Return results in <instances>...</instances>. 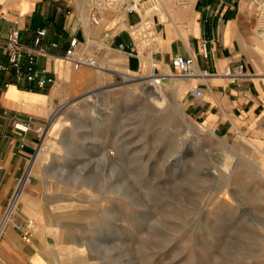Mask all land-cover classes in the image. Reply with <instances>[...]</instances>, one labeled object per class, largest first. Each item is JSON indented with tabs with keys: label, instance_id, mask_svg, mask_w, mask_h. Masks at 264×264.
I'll return each instance as SVG.
<instances>
[{
	"label": "rangeland",
	"instance_id": "obj_1",
	"mask_svg": "<svg viewBox=\"0 0 264 264\" xmlns=\"http://www.w3.org/2000/svg\"><path fill=\"white\" fill-rule=\"evenodd\" d=\"M154 69L53 110L21 178L31 166L23 193L40 211L18 201L5 220L10 197L0 240H21L16 225L31 218L49 264H264L263 152L205 128L186 80Z\"/></svg>",
	"mask_w": 264,
	"mask_h": 264
},
{
	"label": "crops",
	"instance_id": "obj_2",
	"mask_svg": "<svg viewBox=\"0 0 264 264\" xmlns=\"http://www.w3.org/2000/svg\"><path fill=\"white\" fill-rule=\"evenodd\" d=\"M141 1L0 0V63L6 61L4 40L15 18L23 42L30 43L35 30L45 28L43 44L55 56L37 59L55 78L43 88L15 82L9 72L0 70V212L26 172L36 145L35 133L14 130L11 117L42 124L63 100L112 76L153 72L152 63L159 75L167 76L174 70L170 59L175 54L193 55L197 66L212 73L206 78H184L191 96L188 112L214 133H242L247 143L256 142L257 151L264 154V42L257 30L260 0H152L161 5L163 14L144 13ZM132 3L137 11L128 10ZM91 14L97 23L91 21ZM71 37L77 39V51L95 58L101 70L74 68L60 57ZM205 39L208 57L203 59L199 53ZM238 64L244 66L245 76L224 75L226 66ZM193 87L202 91L200 98L192 95ZM30 242L0 240V264H24L34 257L49 264L43 246Z\"/></svg>",
	"mask_w": 264,
	"mask_h": 264
},
{
	"label": "built area",
	"instance_id": "obj_3",
	"mask_svg": "<svg viewBox=\"0 0 264 264\" xmlns=\"http://www.w3.org/2000/svg\"><path fill=\"white\" fill-rule=\"evenodd\" d=\"M127 8L129 11H137V7L134 3L128 5ZM90 19L93 23L98 22L94 14H91ZM257 30L264 42V0H260L259 4ZM46 32L47 31L45 28H38L35 30L30 43L23 42L20 38L19 19H13L12 25L8 30L7 38L4 40L6 61L0 63V70L9 72L13 76L15 82H22L28 85L32 84L39 88L53 84L55 81L54 76L48 71V69L45 67H40L37 64V59L40 56H51L52 58L55 57L54 54L47 51L46 46L43 44V39L46 35ZM50 44L52 46H56L55 42H51ZM207 44L208 40L206 39L202 40L200 43L199 54L203 59L208 57ZM77 45L78 42L76 37H71L64 54L60 57L69 62L74 68L88 66L101 70V64H99L92 56L85 53H79L76 48ZM170 63L175 70V74L182 78H206L212 74L208 68H200L197 66L195 57L193 55L183 56L180 54H175L171 57ZM153 65L156 66L155 63H153ZM223 73L225 76L230 78L245 76L244 66L242 64H238L234 67L226 66L223 70ZM6 84H8V82ZM191 93L196 98H200L202 96V91L197 87H193ZM4 113L7 114L6 111H4ZM11 126L14 130L20 133L34 132L41 134L44 130L42 124H34L30 120H22L16 117H11ZM18 188L14 192L13 197L18 191ZM16 229L18 230L19 237L22 242H30L34 229L33 219L28 218L23 222L18 223L16 225ZM24 264L34 263L28 260Z\"/></svg>",
	"mask_w": 264,
	"mask_h": 264
},
{
	"label": "bare ground",
	"instance_id": "obj_4",
	"mask_svg": "<svg viewBox=\"0 0 264 264\" xmlns=\"http://www.w3.org/2000/svg\"><path fill=\"white\" fill-rule=\"evenodd\" d=\"M134 4H136V3H134ZM153 6V1L152 0H142L141 1V7L143 8V12L144 13H146V12H150V11H152L151 10V7ZM155 9H157L161 14H163V11H162V9H161V5L157 2V7H155ZM139 32V31H138ZM138 34V33H137ZM124 77V76H123ZM136 78L135 77H132V78H125L124 77V80H135ZM154 79V82L152 83V87H153V89H152V94H157L158 92H157V90L159 89V86H158V81H159V77H155V78H153ZM183 86V85H182ZM182 86L179 88V91L181 90V88H182ZM156 92V93H155ZM159 97V96H158ZM152 99H155V97L154 98H152ZM152 99H150L149 101L150 102H153V104L156 106V107H158V105L156 104V102L155 101H153ZM181 115V114H180ZM240 143H246L249 147H250V144L251 143H247L246 141H245V139H242V138H240V139H237ZM252 157V156H251ZM30 170H31V166L29 167V169H28V171H27V173H26V175H25V177H24V179L21 181V183H20V185H19V189H18V191H17V193L14 195V197H13V199L11 200V203H10V205H9V207H8V209H7V213H6V216H5V220H8L9 219V217H10V214H11V212H12V209H13V207H14V205H15V203L16 202H18V201H22L24 204H25V206H27V208H33L37 213L40 211V205H39V203L37 202V201H34V200H27V198L25 197V195H24V193H23V186H24V184L26 183V181L28 180V178H29V173H30ZM10 221V220H9ZM7 222V221H6ZM6 222L4 223V221L1 223V225H0V232H1V230L4 228V226L3 227H1L2 226V224H6ZM44 232H42L39 236L41 237V238H43V236H44ZM54 239H55V241H57V242H59L61 239H62V236H61V232L59 231V229H57V230H55L54 231ZM46 251L49 253V249L48 248H46ZM33 263L34 264H47L42 258H38V257H34L33 258ZM54 264H62V262H61V260L60 259H57V258H54Z\"/></svg>",
	"mask_w": 264,
	"mask_h": 264
}]
</instances>
